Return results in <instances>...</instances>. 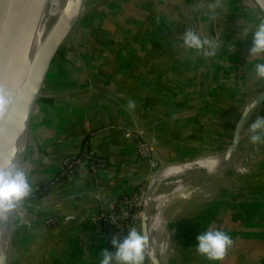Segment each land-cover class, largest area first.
<instances>
[{"label": "crops", "instance_id": "crops-1", "mask_svg": "<svg viewBox=\"0 0 264 264\" xmlns=\"http://www.w3.org/2000/svg\"><path fill=\"white\" fill-rule=\"evenodd\" d=\"M99 1L88 0L90 9L61 55L27 157L33 191L18 207L14 264H99L100 253L111 249L91 222L100 208L96 194L114 201L152 174V162L138 155L136 130L161 164L224 152L248 99L264 89L255 76L264 56L249 52L252 32L264 20L253 0ZM214 15L218 40L212 37ZM196 18L204 24V39L219 43L213 56L183 46L186 25ZM259 109L264 116V101ZM255 145L257 158L243 188L219 190L209 201L171 195L165 211L176 233L169 235V264H264V174L253 175L264 169V143ZM85 148L105 158L106 166L95 173L84 165L38 193ZM220 194L225 198H215ZM79 213L65 228L66 218ZM54 216L59 223L47 227L45 219ZM209 229L233 240L223 260L196 251L197 236ZM43 235L49 236L37 241Z\"/></svg>", "mask_w": 264, "mask_h": 264}, {"label": "water", "instance_id": "water-1", "mask_svg": "<svg viewBox=\"0 0 264 264\" xmlns=\"http://www.w3.org/2000/svg\"><path fill=\"white\" fill-rule=\"evenodd\" d=\"M43 1L44 0H0V88L4 89L9 94L13 101L8 116L4 119H0V159L13 156L17 164L23 169L45 113L58 62L61 55L65 52L82 16L90 9V6L87 7L88 0L74 1L65 23L58 33L53 51L47 59L48 53L52 50L51 46L63 10L58 16L53 17L26 71L24 74L17 76L16 69L19 60ZM102 1H99L97 4ZM255 3L259 6L264 15V8L262 5L256 1ZM263 101L264 89L251 95L248 99L242 114L236 122L232 139L226 147V150H224V165L231 164L233 160H235L241 144L243 143V134L247 122L257 112ZM27 103L31 105V112L26 123L25 137L20 144L12 128L14 127L16 118ZM245 113H247L246 116H244ZM242 116H244L243 119H241ZM136 131L143 134L140 129ZM135 141L137 140L135 139ZM20 147H23L22 150ZM185 161L189 160H184L182 162ZM171 163L175 162L161 164L158 160L154 159L152 161V174L150 175L147 190L145 192L146 195L142 211V232L147 233L150 239L151 255L150 258H148L150 264L166 263L162 254L155 251L153 247L154 240L151 235L150 227V210L153 202L149 201V203H147L146 197L150 195L152 188L156 186V179L161 170ZM263 174L264 169L253 173V175ZM15 212L7 216L3 224L4 231L9 232V247L5 254H3V252L0 253V264H9L11 252L17 253L20 251L13 241ZM80 216L81 213L78 215H69L66 218L67 223L64 224V227L67 228L69 223L78 220ZM47 236L49 235H43L38 238L37 241Z\"/></svg>", "mask_w": 264, "mask_h": 264}, {"label": "clouds", "instance_id": "clouds-1", "mask_svg": "<svg viewBox=\"0 0 264 264\" xmlns=\"http://www.w3.org/2000/svg\"><path fill=\"white\" fill-rule=\"evenodd\" d=\"M253 41L249 49L251 57L264 56V20H261L252 32ZM183 46L202 52L204 56H213L219 47L218 42L202 39L196 31L186 30L183 34ZM255 76L264 80V62L255 65ZM12 99L0 88V119L8 116ZM135 102H128V109L135 108ZM247 113L244 114L246 116ZM241 117V119L244 118ZM252 144L264 143V116H257L248 129ZM33 186L29 175L20 167L15 157L0 159V218H6L32 194ZM196 251L210 261H220L233 245L230 235L222 230L209 229L197 236ZM114 251L104 249L100 264H145L150 258V239L147 233L130 228L123 238L115 236L111 241Z\"/></svg>", "mask_w": 264, "mask_h": 264}, {"label": "bare ground", "instance_id": "bare-ground-1", "mask_svg": "<svg viewBox=\"0 0 264 264\" xmlns=\"http://www.w3.org/2000/svg\"><path fill=\"white\" fill-rule=\"evenodd\" d=\"M75 0H44L39 12L37 14L36 20L34 22L31 33L28 37L27 43L21 55V58L18 63V67L16 69V75H22L27 69V66L39 48L42 38L47 32L49 22L53 17L58 16L60 12L63 10L61 17L59 19L58 28L55 32L53 44L51 46L50 52L48 53L47 59L53 51L55 46V42L58 36L60 29H62L66 18L70 12L71 7L73 6ZM257 3L262 5L264 8V0H255ZM31 105L27 103L25 107L21 110L19 116L16 118L14 122V127L12 131L16 133V136L21 144L22 139L25 137L26 133V123H27V114L29 112ZM21 150L23 147H20ZM225 152H219L206 157H199L196 159H192L185 162H175L169 164L167 167L163 168L156 179V186L152 188L150 195H148L146 201L153 202V205L150 210V227H151V235L154 240L153 247L155 251H158L162 254L163 259L166 264H169V258L171 257L169 252L165 249L162 244V241L159 237L158 232V220H157V212L159 208V204L161 199L166 198L170 199L172 194H179L182 192L177 190L178 186L188 182V178L191 177V171H195L203 167L204 165H208L211 162H214V168L216 172L224 171L228 165H224ZM212 174V173H211ZM227 183L228 186L229 184ZM176 187V188H175ZM187 196V194H184ZM183 195V196H184ZM17 215V214H16ZM7 218H0V253H6L9 247V232L4 231V222ZM140 220V219H139Z\"/></svg>", "mask_w": 264, "mask_h": 264}, {"label": "built area", "instance_id": "built-area-1", "mask_svg": "<svg viewBox=\"0 0 264 264\" xmlns=\"http://www.w3.org/2000/svg\"><path fill=\"white\" fill-rule=\"evenodd\" d=\"M211 28L213 39L218 40L221 37V29L217 16L211 19ZM186 30L196 31L202 39L205 38L204 24L200 18H196L188 23L186 25ZM243 72V68L239 67V76H242ZM125 135L127 137H135V134L131 131H127ZM135 139L137 140L138 155L152 162L154 160V151L151 143L146 138H140V133L138 131ZM84 165H88L93 172L98 173L102 167L106 166V159L97 155L90 148H85L81 153L69 157L64 161L60 166L59 172L45 187V190L47 187L56 184L62 178L74 176ZM149 178L150 176H147L134 193L123 195L111 202L109 200L103 202V195L101 193L96 194V199L100 204V208L92 217L91 222L98 230L99 234L108 240L111 251H114L111 241L115 236L123 238L128 234L130 228H137L141 217L136 212L140 205V199L146 192ZM99 181L100 179L96 178V182L98 183ZM44 222L47 227H53L59 223V218L55 216L48 217Z\"/></svg>", "mask_w": 264, "mask_h": 264}, {"label": "rangeland", "instance_id": "rangeland-1", "mask_svg": "<svg viewBox=\"0 0 264 264\" xmlns=\"http://www.w3.org/2000/svg\"><path fill=\"white\" fill-rule=\"evenodd\" d=\"M253 2L255 3V0H253ZM255 5L259 8V6L256 3ZM259 10L261 11L260 8ZM213 17H216V16L214 15ZM261 111H262L261 109L257 110V112L254 114L256 115L254 117V120L256 119L257 116H261ZM30 112H31V107L27 114V121H28ZM248 129L247 130L245 129V132L243 134V144L241 145L239 153L237 154L235 160H233L231 164H228L227 168L224 171H222V173L216 172L214 168V162H211L208 165H204L198 170L191 171L190 173L192 175L191 177L187 179L188 182H185L179 185L177 190L181 191L182 194H185V193H187V195L189 194V196L192 198H197V199L199 198L200 200L203 199L205 201H209V199L214 198V195L217 194L219 190L221 192L223 191L226 192L230 189L229 191H231L232 193V192H235L237 188H240V187L243 188L245 186V179L247 175H250L253 172L254 164L252 163V161L257 158L256 155H257V149H258V145L251 144L249 146L248 143H249L250 133ZM224 150H226V147H224L221 151H224ZM231 181L232 183H230L229 184L230 186H228L227 183ZM148 182L149 181H147V185H148ZM146 190H147V187H146ZM145 195L146 193L140 199V205L138 206L137 212H136L141 217L136 229L141 232H142V225H141L142 211L144 207ZM218 197L219 199H221L223 197V194L217 195L215 198H218ZM224 198L225 197H223L222 199ZM169 200L170 199H166V198L161 199L158 212H157V220H158V225H159L158 227L159 237L162 241L163 246L166 247L169 254L171 252L170 256H172L173 248H172V244L170 243L169 235H174L176 233V230L173 228V226L172 227L170 226L168 209H166L165 211L166 203ZM19 218H20L19 208H17L15 212V218H14L13 241L17 233V227H18L17 225L20 220ZM167 244L169 245V247H167L168 246ZM146 260L150 264L149 259H146ZM15 262H16L15 254L12 251L10 254V258H9V264H14Z\"/></svg>", "mask_w": 264, "mask_h": 264}, {"label": "trees", "instance_id": "trees-1", "mask_svg": "<svg viewBox=\"0 0 264 264\" xmlns=\"http://www.w3.org/2000/svg\"><path fill=\"white\" fill-rule=\"evenodd\" d=\"M45 187H46L45 185H42V186L40 187L38 193L40 194V193H42L43 191H45Z\"/></svg>", "mask_w": 264, "mask_h": 264}]
</instances>
